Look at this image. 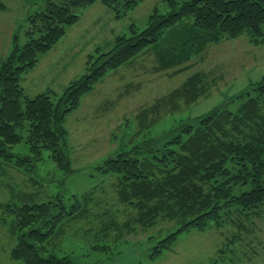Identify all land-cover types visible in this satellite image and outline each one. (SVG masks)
I'll list each match as a JSON object with an SVG mask.
<instances>
[{
    "label": "trees",
    "instance_id": "obj_1",
    "mask_svg": "<svg viewBox=\"0 0 264 264\" xmlns=\"http://www.w3.org/2000/svg\"><path fill=\"white\" fill-rule=\"evenodd\" d=\"M142 1L46 0L43 7L28 12L23 46L14 34L13 49L0 65V160H13L19 169L35 172L49 151L57 167L73 173L64 116L93 81L147 50L155 53L159 67L178 73L223 39L247 33L252 43L264 44V0H165L167 12L155 8L143 29L132 23L130 35H119L110 50L91 55L89 75L72 81L56 103L50 92L35 96L25 92L21 84L25 74L78 22L82 8L101 2L122 19ZM202 76L191 75L185 88L199 87ZM198 87L191 93L201 95ZM25 122L30 123L26 139L30 153L13 152L24 137ZM97 170L110 177L107 182L114 187L116 200L126 206L122 209L128 216L124 227H131L128 232L159 227L146 237L154 241L151 259L172 250L182 233L221 225L235 211L259 214L264 205V78L210 112L182 119L173 129L118 151ZM249 184V189L242 188ZM69 200L73 202L68 204ZM93 200L91 191L72 198L59 193L41 203H7L17 241L12 258L26 264H75L72 255L59 256L56 248H48L53 235L69 221L89 213ZM163 223L166 227L160 228ZM104 226L107 236L113 232L111 224Z\"/></svg>",
    "mask_w": 264,
    "mask_h": 264
},
{
    "label": "rangeland",
    "instance_id": "obj_2",
    "mask_svg": "<svg viewBox=\"0 0 264 264\" xmlns=\"http://www.w3.org/2000/svg\"><path fill=\"white\" fill-rule=\"evenodd\" d=\"M1 1L8 6L14 22L7 56L13 49L14 34L20 46L25 42L28 12L43 7L46 0ZM155 8L169 10L165 0H143L127 17L117 19L101 2L82 8L78 22L25 74L21 83L25 92H50L56 103L72 81L89 75L91 55L110 50L119 35H130L132 23L143 29ZM196 59L194 73L203 74L196 86L202 92L199 96L191 93L196 88L184 85L193 70L180 75L175 68L164 70L155 63L152 50L93 81L62 121L73 173L66 174L57 167L49 151L44 152L35 172L19 169L13 160H0V264H26L11 255L17 241L11 217L5 211L7 203H41L59 193L72 198L91 191L94 200L89 213L69 221L53 235L48 248H56L59 256L72 255L75 264H264V205L259 214L235 211L221 225L212 223L203 230L180 234L173 249L155 260L149 256L154 241L146 237L157 233L159 227L146 232L137 227L128 232L131 227H124L128 220L123 211L126 206L116 200L108 177L97 170L118 151L159 136L182 119L208 113L264 78V44L252 43L247 33L210 44ZM238 105V100L232 102L233 109ZM23 127L24 137L12 151L29 154L26 139L30 123L25 122ZM242 188L249 189L250 184ZM126 211L133 214L130 209ZM108 224L113 232L107 236L102 230ZM97 245H107V249H97Z\"/></svg>",
    "mask_w": 264,
    "mask_h": 264
},
{
    "label": "crops",
    "instance_id": "obj_3",
    "mask_svg": "<svg viewBox=\"0 0 264 264\" xmlns=\"http://www.w3.org/2000/svg\"><path fill=\"white\" fill-rule=\"evenodd\" d=\"M0 2L2 3L0 5V64L1 62L4 60V58L6 57V52L9 50V44L12 41V35L14 32V22L10 16V12H9V8L6 4H4L1 0ZM26 16V15H25ZM155 63H158V59L155 55ZM198 64H194L192 66H190L187 69H184L182 71H180L177 75H180L184 72H188L189 70H193V72L191 74H189L187 76V78L185 79V81L194 74L195 72V66H197ZM161 67V66H160ZM167 70V69H164ZM176 75V76H177ZM41 93V92H39ZM37 93V94H39ZM30 95V93H28ZM35 94V95H37ZM35 95H30V96H35Z\"/></svg>",
    "mask_w": 264,
    "mask_h": 264
}]
</instances>
